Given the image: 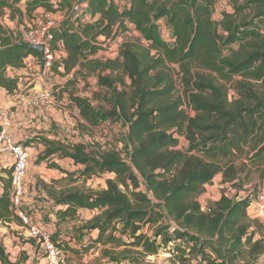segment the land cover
<instances>
[{
    "label": "trees",
    "instance_id": "trees-1",
    "mask_svg": "<svg viewBox=\"0 0 264 264\" xmlns=\"http://www.w3.org/2000/svg\"><path fill=\"white\" fill-rule=\"evenodd\" d=\"M84 1L93 21L74 26L65 18L50 29L49 49L60 44L64 50L51 71L96 74L110 92L107 118L127 124L130 152L124 160L114 150L86 152L81 143L68 147L39 137L45 148L36 163L58 154L83 166L78 178L113 175L100 190L45 187L57 206L55 217L62 222L75 219L79 209L98 211L84 224L97 235L82 252L101 244L110 246L103 249L105 256L130 250L155 255L160 237L163 245L174 242L175 264H192L193 259L198 264H249L248 258L264 255V225L249 215L251 199L221 195L205 209L196 200L216 174L230 178L231 169L223 170L222 162L234 150L253 142V158L264 160V0H231L232 12L222 13L220 20L212 18L215 0H129L127 6L115 0ZM67 6L69 0H0L1 88L17 89L18 76H7V69L23 68L28 56L38 63L42 59L39 51L16 44L3 22L6 11L11 20L22 22L37 9L55 13ZM160 20L170 29V40L162 37ZM130 26L138 38L121 43L116 58L94 57ZM175 73L182 82L178 95ZM212 74L235 83L237 95L230 99ZM180 135L189 142L186 151L176 149ZM48 167L75 174L53 161ZM9 194V175L0 177V222L21 225ZM145 226L154 229L152 235ZM121 246L125 249L114 251ZM0 264H21L10 260L2 240Z\"/></svg>",
    "mask_w": 264,
    "mask_h": 264
},
{
    "label": "rangeland",
    "instance_id": "rangeland-1",
    "mask_svg": "<svg viewBox=\"0 0 264 264\" xmlns=\"http://www.w3.org/2000/svg\"><path fill=\"white\" fill-rule=\"evenodd\" d=\"M80 1L81 0H69V6L66 7L67 10L65 15H62L64 11L60 10L52 15L56 20L64 19V17L69 15L72 4ZM116 1L118 3L125 2V0ZM83 10L89 12L86 4L83 6ZM41 11L44 10L41 9ZM224 12H232L231 0H215L212 18L214 20H220L222 18V13ZM34 14L35 12L32 16H34ZM23 20L25 22H20L19 18L11 20L8 16L7 20L5 22L3 20V22L7 29L14 36H17V33H20L22 30L31 26L30 20L26 17ZM159 22L162 37L166 40H170V29L164 20L163 22L162 20ZM137 38L138 33L132 26H130L127 32L112 41L107 49L100 50L94 55V57L101 60L116 58L121 43L129 39L136 40ZM102 39L103 38H99V41ZM28 66L29 67L25 66L27 69L25 73L27 75L26 78H29V80L24 82L23 79L19 83V89L22 90L21 94L25 95L21 100L32 94L31 90L34 86V82L30 83L31 79H33V75L37 72L40 74V66L38 71L35 70L32 65ZM212 75L219 83L225 86L230 99H232L234 95H237V90L233 87L235 83H232L233 85L229 84L222 81L217 75ZM47 78L52 84L53 99L50 103L41 107L35 106L31 111V116L26 114L23 115L25 112L21 114L23 115V120L26 122L24 130L27 137L19 142H21L23 146L33 148L28 160L27 182L25 181L27 198L30 199V202H43V204H41L42 207L44 203H47L49 209H47L48 212L54 216L56 205L45 187H48V190L53 189L55 192L68 188H75L82 192L86 190H100L106 187V179L109 177L112 178L113 175L106 173L88 179L78 178L76 173L81 170L83 166L75 164L70 158L61 159L58 154H54L47 160H43L36 164L34 161H36L37 157L43 153L45 147H43L39 141H35L34 138L45 137L68 147L81 143L85 146L86 152L96 153L104 150H114L118 152L124 160L129 159L130 145L127 141V124L122 121L111 120L106 116L107 111H109L108 102L110 92L104 86L99 84L96 74L81 70L64 76L54 73ZM174 78L176 84L175 94L178 95L182 91L181 76L175 73ZM126 83H129L127 78ZM17 100H19V98L15 99V101ZM13 109L14 107L5 109V111L10 114V112H13ZM82 110L86 112L90 117V120L85 118ZM40 123H42V125L40 128H37L36 125H39ZM252 145L253 142L244 145L240 150H234L232 154L222 162L223 170L227 171V169H231L230 173L232 174L230 178L225 179L224 174L221 172L216 174L210 183L202 186L201 190L196 195V200L200 203L203 209L212 205L221 195H226L228 197L237 196L239 198L245 197L254 201L257 194L260 191H264V160L253 158L254 151ZM39 146L42 148L41 151H39ZM188 147L189 142L186 137L180 135L176 149L186 151ZM52 159H57V161L60 160L59 162L61 166L75 172V174L67 175L65 172H61L57 168L49 169L48 162ZM66 161H68V163H66ZM37 171L42 173H51L53 171L52 174L54 173L56 176L48 183H45L37 176ZM52 174H47V177H50ZM72 176L76 177L72 178ZM141 188L145 190L144 186ZM42 194H45V196ZM24 208L22 209L28 214L33 210L32 207L29 208V206ZM41 211L46 210L45 208H40L39 210L41 214V223L50 224L51 221L48 213ZM97 213V210L94 212L80 210L75 219H68L65 220V222L71 227V230L83 232L84 234V231L87 229L84 227V224ZM259 221L264 225V217L260 218ZM167 223L171 224V228L174 226L173 223H170L169 220L165 218L164 224ZM171 228L169 229L170 232L172 231ZM144 230L148 235H152L154 231V229L149 228V226H145ZM5 237H7L5 239V248L12 262L20 260L21 264H46L44 252L37 244L28 241L29 237L27 229L23 224L19 225L15 222H0V240H3ZM157 242L159 244L158 253L146 256L135 254V250H130V252H127L124 255L118 254L116 257H111L109 255L105 256L102 251L104 248L110 246L102 245L104 248L98 252L96 257L92 258V262H94V264H175L173 263L174 260L172 258L174 255L172 253L174 242L163 245L162 238L160 237L157 238ZM80 249L82 252V248ZM124 249L125 247L121 246L114 251L119 253ZM92 254L93 253L91 252V255ZM74 256L78 257L77 254H74ZM96 258L101 261H97ZM64 259L65 253L61 257V264ZM102 259H105V261ZM41 260H43L42 263H40ZM247 261H249V264H262L264 262V255L256 258H248ZM77 264H81V262H77ZM192 264H198L197 260L193 259Z\"/></svg>",
    "mask_w": 264,
    "mask_h": 264
},
{
    "label": "built area",
    "instance_id": "built-area-1",
    "mask_svg": "<svg viewBox=\"0 0 264 264\" xmlns=\"http://www.w3.org/2000/svg\"><path fill=\"white\" fill-rule=\"evenodd\" d=\"M119 4L127 6L129 0H125L124 3ZM83 6L84 2L82 0L72 4L69 15L64 17V19L67 18L73 24L75 23L77 25L82 19ZM52 14L53 12H47L45 10L34 14L33 18L30 19L31 26L17 33V36L13 35L16 41H25L33 45L42 44L44 46L43 58L40 63H38L40 66L42 84L39 90L24 99V105L28 108L35 106L41 107L52 101V84L47 77L54 74V72L51 71L52 62L64 56V50L60 44L59 48L55 51L49 49L51 39L50 29L57 26V24L63 20H56ZM65 14L66 11H64L62 15ZM186 111L192 114L190 109H186ZM11 124L12 119L9 113L0 108V159L5 158L10 166L9 196L11 206L18 217H20L22 224L26 226L28 237L36 242L44 252L46 264H61V257L64 254V250L57 244L59 242H55L51 239V233L46 229L43 223L37 222L31 214L21 209L25 194L29 152L26 146L14 141L9 133ZM248 213L250 216H254V218L257 219L264 217V191H260L256 199L250 202Z\"/></svg>",
    "mask_w": 264,
    "mask_h": 264
},
{
    "label": "crops",
    "instance_id": "crops-1",
    "mask_svg": "<svg viewBox=\"0 0 264 264\" xmlns=\"http://www.w3.org/2000/svg\"><path fill=\"white\" fill-rule=\"evenodd\" d=\"M56 1H58V0H56ZM56 1H54V2H56ZM82 1L84 2V5L85 4L87 5V3L84 0H82ZM20 7L23 10V8H24L23 5H21ZM87 7H88V5H87ZM40 12H41V9H37L35 11V14L40 13ZM8 16H9V11H6V13L3 17L4 22L7 20ZM90 17H91L90 13L87 10H83L82 19L78 23H85L88 21H93L95 19V18L90 19ZM162 22H163V20H162ZM75 25L76 24L74 23V26ZM27 62H28V65H30V66L32 65V67L35 70H37V71L39 70L38 69L39 68L38 60L32 56H28L24 60L25 65L23 68H21V69L9 68L6 71L7 76H18L17 89H15L12 92H8L4 88L0 87V108L3 111H5V109H9V108L14 107L13 112H10V114H9L11 116V119H12V124H11V128L9 130V133L11 134L14 141H16V142H19L23 138L27 137L25 135L26 132L24 130V128L26 127V122L23 120V115L26 114L28 116H31V111L34 109V107L28 108L24 105V99L27 98V96L24 97L23 100H21L22 97L25 95L21 94L22 90L19 89V87H20L19 83L21 82V80L24 79V82L29 80V78H26L27 75L25 73V71L27 70L25 66L29 67L27 65ZM32 82H34V86L31 90L32 94H33L35 91L40 89V86L42 84V79L40 77L39 72H37L36 74L33 75V79H31L30 83H32ZM16 98H19V100L15 101ZM27 111H29V112H27ZM23 112H25V113H23ZM22 113H23V115H21ZM41 125H42V123H40L39 125H36V126H37V128H40ZM38 138L39 137L34 138V140L39 141ZM19 143H21V142H19ZM26 147L28 149L29 157H30V153L32 152L33 148H29L28 146H26ZM41 150H42V148H41V146H39V151H41ZM61 159H64V158H61ZM65 159H67V157ZM50 161L55 162L62 169L70 171V170L64 168L63 166H61V164L59 162L60 160L57 161V159H52ZM40 162H38V163H40ZM34 163H35V161H34ZM38 163H36V164H38ZM66 163H68V161H66ZM38 168H40V167H38ZM48 168L54 169V168H50V167H48ZM52 172L51 173H42L40 171H37L36 173L40 179H42L45 183H48L52 178H55V176H56L54 173L52 174ZM70 172H72V171H70ZM47 174L48 175L52 174V175L50 177H47ZM60 174L63 175L62 173H60ZM7 175H9V177H10V166L8 165L5 158H3V159L1 158L0 159V177H6ZM30 178H32V177H30ZM26 182H27V179H26ZM42 195L45 196V194H42ZM41 204H43V202L42 203L41 202L38 203L37 201L30 202V199L27 198V194L25 191L23 202L21 204L22 208L27 207V206H29V208L32 207L33 210L30 214L35 218V220L37 222H41V214L39 212L40 208H45L46 211H41V212L48 213V215L50 216V221H51L50 224H44V225H45L46 229L51 233L52 239L54 238L55 242H61V245H63L65 247V249H64L65 259H64L62 264H77V262H81V264H94V262H92V258L96 257L98 255V252L104 247L100 244H96V245L92 246L91 248H89V250L85 253H82L80 248L91 243V241L96 237L97 231H90L89 232L86 229L84 231V234H83V232L73 231L70 229L71 227L69 225H67L65 221L59 222L58 219L56 217H54L55 215L53 216L48 212L49 209H48L47 203H44L43 207ZM60 208H63V207H60ZM24 209H22V210H24ZM56 209H57V206H56L55 210ZM80 210L93 211V210H87V209H79L78 213ZM65 224H66V227H65ZM6 238L7 237L3 238V240H2L4 243V246H6L5 245V239ZM71 249H78V250L80 249L78 257L74 256L75 253L73 254ZM91 252L93 253L92 255H91ZM96 259H97V261H101L98 258H96ZM96 259H93V260H96ZM102 260L105 261V259H102ZM42 262H43V260H41L40 263H42Z\"/></svg>",
    "mask_w": 264,
    "mask_h": 264
},
{
    "label": "water",
    "instance_id": "water-1",
    "mask_svg": "<svg viewBox=\"0 0 264 264\" xmlns=\"http://www.w3.org/2000/svg\"><path fill=\"white\" fill-rule=\"evenodd\" d=\"M16 44L25 45L28 48H32V49H35V50L39 51L40 54H41V57L43 58L44 46L42 44H40V45H33V44H30V43L25 42V41H17Z\"/></svg>",
    "mask_w": 264,
    "mask_h": 264
}]
</instances>
